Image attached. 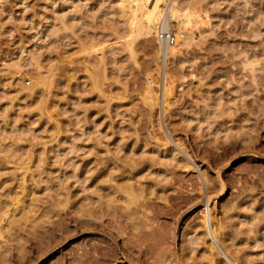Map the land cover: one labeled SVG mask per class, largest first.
<instances>
[{"label":"rangeland","instance_id":"rangeland-1","mask_svg":"<svg viewBox=\"0 0 264 264\" xmlns=\"http://www.w3.org/2000/svg\"><path fill=\"white\" fill-rule=\"evenodd\" d=\"M132 1L0 0V264H264V0Z\"/></svg>","mask_w":264,"mask_h":264},{"label":"bare ground","instance_id":"bare-ground-1","mask_svg":"<svg viewBox=\"0 0 264 264\" xmlns=\"http://www.w3.org/2000/svg\"><path fill=\"white\" fill-rule=\"evenodd\" d=\"M162 1H164V0H156V2H155V4H154V6L152 7V8H149L148 7V2H149V0H133L132 2L134 3V6H130V12L132 13V18H131V23H130V26H131V31H130V34L132 33H144V34H147V35H150V34H152V33H155V34H157V38H158V40L160 41L159 43H161V45H162V47H161V50L165 53V55L166 56H169V53H172V55H174L176 52H178L179 51V48H176L175 46H173V45H171L170 43H168V41L166 40V38L164 37V36H162V32H167V33H169L170 35H172V33L171 32H169V31H167V29L169 28L168 26L170 25V22L173 20V19H177V18H182V20H180V31H179V33H180V37L178 38V39H180V40H182V44L183 43H185V44H187L188 43V41L189 40H191V38H192V33H191V29H193V28H195L196 26H198L199 25V22L200 21H198V16H197V13L196 12H194V11H192V10H190V9H186V11H184V10H182V9H180V8H178L176 5H175V0H170V2H169V4H168V7H167V9L164 11V9L161 7V5H160V3L162 2ZM130 2V1H129ZM182 10V11H181ZM124 11V14H126L127 13V11H128V9H124L123 10ZM184 11V12H183ZM182 12V13H181ZM202 20V19H201ZM203 23V22H202ZM173 32V31H172ZM193 32V31H192ZM137 34V35H138ZM173 36V35H172ZM176 37H177V33H176ZM174 39V38H173ZM175 40V39H174ZM175 42V41H174ZM181 42V41H180ZM163 43V44H162ZM173 46V47H172ZM163 48V49H162ZM167 77H165L166 79H165V86L167 87L166 88V91H168V87H169V83H167L169 80H168V75H166ZM167 84H169L168 86H167ZM167 93V92H166ZM172 93V92H171ZM168 95V94H167ZM222 189H225V185L223 184V186H222ZM125 193H126V195H128L127 197H128V201H127V206H125V210L127 209L128 210V212H129V208L128 207H131V205H132V203L134 204V203H138L139 201H140V199H139V196L138 195H136L134 192H133V190H129V191H127V189L125 190ZM138 194V193H137ZM210 194H208V196H209ZM139 199V200H138ZM210 200H211V195L208 197V199L206 200V201H204V203H203V217H204V225H205V229L207 230V233L209 234V235H211L212 237H214L215 239H217V231H216V229H214V228H211V229H209L208 230V225H207V214L210 216V218L212 217V213H211V209H210ZM131 204V205H130ZM138 204H140V203H138ZM136 205V204H135ZM111 206V205H110ZM136 206H138V205H136ZM142 206V205H141ZM140 205L138 206L139 208L141 207ZM151 206V205H150ZM109 207V206H108ZM127 207V208H126ZM138 207H136V210H137V208ZM98 208V207H97ZM109 208H111V207H109ZM109 208H107L108 210H109ZM154 208V207H153ZM113 208H111L109 211L110 212H112L111 210H112ZM115 209H116V207H115ZM141 209V208H140ZM145 209V208H144ZM147 209V208H146ZM145 209V210H146ZM96 210L97 209H95V211L93 210V211H90L89 213H87V218L86 219H82V220H80V219H78V218H76L75 217V219H74V221H75V223L76 222H79V224L81 225V227H82V225H83V227H82V229L84 230V226H85V224H87L88 222L90 223V222H92V224H95V220L96 219H98L100 216H98L96 213ZM107 210V212H109ZM114 210V209H113ZM126 210V211H127ZM139 210V209H138ZM144 210V211H145ZM162 210V209H161ZM60 211H61V209H60ZM103 211V213H104V210H102ZM131 211V210H130ZM135 211V210H134ZM106 212V211H105ZM109 212V213H110ZM127 212V213H128ZM138 212V211H137ZM102 213V212H101ZM114 213H116L115 212V210H114ZM123 213H125V212H123ZM58 214H59V216H60V214H61V212L59 213V211H58ZM57 214V215H58ZM66 214V213H65ZM106 214V213H105ZM104 214V215H105ZM67 215V214H66ZM102 215V214H101ZM113 215V214H112ZM67 216H69V215H67ZM103 216V215H102ZM86 217V216H85ZM70 218H72V217H70ZM116 218V217H115ZM114 218V219H115ZM133 218V217H132ZM154 218V217H153ZM209 218V219H210ZM68 219V218H67ZM73 219H71V220H73ZM100 219V218H99ZM159 219V218H158ZM121 220V219H120ZM147 221V222H146ZM146 221H140V222H146L145 223V225L146 224H148L149 223V221L148 220H146ZM154 221V220H153ZM57 222V221H56ZM59 222V221H58ZM88 223V224H89ZM98 223V222H97ZM59 224V223H58ZM103 224V223H102ZM99 225H101L100 223H99ZM110 225V224H109ZM58 226V225H57ZM59 226H60V224H59ZM77 225H75V227H76ZM87 226V225H86ZM96 226V225H95ZM116 226V225H115ZM126 226V225H125ZM147 226V225H146ZM149 226H151V224L149 225ZM149 226H147V227H149ZM60 227H61V229H60ZM58 229L60 230V232H61V235L62 236H66L68 233H69V231H67L66 230V227L63 225V227H62V225L60 226ZM65 227V228H64ZM80 227V228H81ZM88 227H89V225H88ZM99 227V226H98ZM101 227V226H100ZM99 227V228H100ZM104 227V226H103ZM103 227H101L102 229H105V228H103ZM108 227V226H107ZM56 228V227H55ZM90 228H91V225H90ZM95 228V227H94ZM97 228V227H96ZM125 228V227H124ZM53 229H54V227H53ZM65 229V230H64ZM155 229V228H154ZM90 230V229H89ZM94 230V229H93ZM97 230H101V229H97ZM108 229H106V231H107ZM112 229H110V230H108L107 231V233L110 235V237H113V238H115L114 236H115V233H114V231H111ZM218 230V229H217ZM92 231V230H91ZM95 231V230H94ZM103 231V230H102ZM105 231V230H104ZM134 231V230H133ZM73 232V231H72ZM97 232V231H96ZM143 232V231H142ZM146 232L147 231H145L144 230V234L146 235ZM101 234V233H100ZM106 234V233H105ZM104 234V235H105ZM149 235H150V233H148ZM147 234V235H148ZM104 235H102L103 236V238H104ZM107 235V234H106ZM108 235V236H109ZM116 235H120V233H118L117 232V234ZM144 235V236H145ZM64 236V237H65ZM68 236V235H67ZM119 237V236H118ZM147 237V236H146ZM63 238V237H62ZM109 238V237H108ZM107 239V238H106ZM111 239V238H110ZM148 239V238H147ZM104 240H105V238H104ZM109 240V239H108ZM115 240V239H114ZM135 240V239H134ZM100 241V240H99ZM102 241V240H101ZM107 241V240H106ZM110 242V241H109ZM102 243V242H101ZM108 243V242H107ZM115 243V242H114ZM151 243V242H150ZM112 244V243H111ZM144 244V243H143ZM134 245V244H133ZM145 246V245H144ZM212 247H214V246H212ZM92 248H94V249H100V246H98V245H94V247L92 246ZM106 248V247H105ZM102 249H103V247H102ZM107 249V248H106ZM124 249V248H123ZM122 249V250H123ZM90 250H92V249H89V251ZM125 250V249H124ZM100 251V250H99ZM98 251V253H101V252H99ZM107 251V250H106ZM105 251V252H106ZM109 251L111 252V249L109 248ZM108 251V253H110ZM144 250H142V252H143ZM85 252V250L82 252L83 254H81V255H87V254H85L84 253ZM125 252V251H124ZM146 252V251H145ZM88 253V252H87ZM91 253V252H90ZM107 253V252H106ZM121 253V252H120ZM89 254V253H88ZM122 254V253H121ZM90 255V254H89ZM108 255V254H107ZM105 253H101V254H99V256H95L99 261H100V258H101V260H105L106 262H107V264H109L108 263V261L110 260L108 257H110L109 255L107 256ZM111 255H113V253L111 254ZM83 256H81L82 258H83ZM106 256H107V259H106ZM92 257V256H91ZM90 257V258H91ZM127 257V256H126ZM126 257H124V258H126ZM137 257V256H136ZM81 258V259H82ZM111 259H113V258H111ZM128 259V258H127ZM93 260H95V259H93ZM115 260V259H114ZM80 261V260H79ZM104 261V262H105ZM103 261L101 262V263H103V264H105ZM112 262V261H111ZM136 263V262H135ZM164 264V263H163Z\"/></svg>","mask_w":264,"mask_h":264},{"label":"built area","instance_id":"built-area-1","mask_svg":"<svg viewBox=\"0 0 264 264\" xmlns=\"http://www.w3.org/2000/svg\"><path fill=\"white\" fill-rule=\"evenodd\" d=\"M162 36H164L166 38V40L168 41V43L173 44L174 43V39L173 36L170 35L167 32H162Z\"/></svg>","mask_w":264,"mask_h":264}]
</instances>
